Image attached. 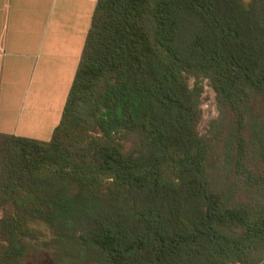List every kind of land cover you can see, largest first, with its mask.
<instances>
[{"label": "trees", "instance_id": "obj_1", "mask_svg": "<svg viewBox=\"0 0 264 264\" xmlns=\"http://www.w3.org/2000/svg\"><path fill=\"white\" fill-rule=\"evenodd\" d=\"M45 257L264 264V0L97 1L50 140L0 134V264Z\"/></svg>", "mask_w": 264, "mask_h": 264}, {"label": "crops", "instance_id": "obj_2", "mask_svg": "<svg viewBox=\"0 0 264 264\" xmlns=\"http://www.w3.org/2000/svg\"><path fill=\"white\" fill-rule=\"evenodd\" d=\"M98 0H0V134L50 140Z\"/></svg>", "mask_w": 264, "mask_h": 264}, {"label": "rangeland", "instance_id": "obj_3", "mask_svg": "<svg viewBox=\"0 0 264 264\" xmlns=\"http://www.w3.org/2000/svg\"><path fill=\"white\" fill-rule=\"evenodd\" d=\"M201 109H202V118L198 126V131L201 136L209 138L208 135L209 123L217 118L218 110L216 107L214 92L208 86H205V93L202 98ZM40 264H52V263L48 257H45L40 259Z\"/></svg>", "mask_w": 264, "mask_h": 264}]
</instances>
